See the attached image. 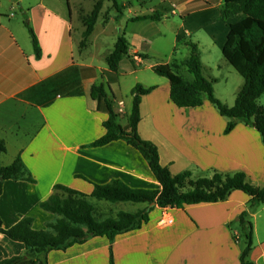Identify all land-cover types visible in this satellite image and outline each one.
I'll use <instances>...</instances> for the list:
<instances>
[{
  "label": "crops",
  "instance_id": "1",
  "mask_svg": "<svg viewBox=\"0 0 264 264\" xmlns=\"http://www.w3.org/2000/svg\"><path fill=\"white\" fill-rule=\"evenodd\" d=\"M166 1L170 3L171 15L180 16L185 26L192 23L196 30L209 31L221 54L229 24L244 17L237 14L222 21L223 0L216 3L178 0L182 7L178 13V3ZM3 3L0 1V140L5 143L6 152L0 155V163L7 166L20 156L34 182H3L2 228L12 227L20 216H29L33 218L34 229H45V224L54 216L42 211L39 203L48 198L56 184L90 194L93 184H105L113 179L131 188H149L153 182L157 183L142 156L125 142L87 147L104 135L102 124L108 117L104 104L90 97L92 86L107 83V64H98L87 52V47L94 44L96 25L86 46H79L85 30L82 19L93 8L85 14L81 4L71 6V0H4ZM122 5L126 2L119 3V7ZM15 7L22 9L35 33L39 58L35 56L23 19L16 16ZM110 13L99 34H107L110 23L121 26L117 34L124 33L128 41L127 56L135 65L127 71L119 64L118 72L121 76L135 75L132 88L136 84L154 88L141 99L137 131L142 139L157 146L160 164L173 175L188 171L193 180L211 178L214 173L241 172L249 184L264 187V142L260 134L242 122L224 133L229 119L222 117L206 97L201 107H176L169 98L167 79L156 74L138 76L148 56V43L160 34H144L137 28L154 21L128 22L132 16L126 19L121 16L117 23L116 16ZM74 20L79 25L75 28L80 40L73 37ZM222 27L224 34L217 41L216 30ZM184 35H191L186 27L172 45L173 59L168 64L175 57L182 62L188 57L189 51L186 57L176 53ZM116 39L104 60L113 50ZM153 66L150 64L148 68L152 71ZM217 69L221 67L218 65ZM209 79L218 83L215 77ZM192 80L193 77L186 79ZM240 87H235L236 95ZM116 101L113 96L112 106L119 123L124 117L128 121L132 95L126 106L115 105ZM160 102L168 112L161 109ZM174 168L178 170L176 173ZM242 213L252 225L249 260L264 264V238H259L256 232V220L264 214V204L250 205V198L239 190L231 191L225 200L215 203L183 208L154 206L148 221L139 229L117 235L112 243L106 237H92L66 250L50 251L47 264H109L111 255L114 264H240L245 246L239 222ZM164 217L172 221L164 223ZM24 253L23 244L0 233V261Z\"/></svg>",
  "mask_w": 264,
  "mask_h": 264
},
{
  "label": "trees",
  "instance_id": "2",
  "mask_svg": "<svg viewBox=\"0 0 264 264\" xmlns=\"http://www.w3.org/2000/svg\"><path fill=\"white\" fill-rule=\"evenodd\" d=\"M104 0H98L90 15L83 17L85 28L80 41V48H84L92 34ZM112 1L118 18L122 12L116 0ZM164 12V13H163ZM160 11L157 6L152 13L138 15L128 19V22L154 21L158 22L168 13L167 9ZM243 14L244 17L233 24H229L226 40L222 48L225 61L241 76L243 84L239 88L234 104L224 105L214 96V81L206 78L203 73L199 50L196 43L187 42L188 57L182 66L193 76V80H184L177 72L180 64L175 60L152 67V71L169 82L170 101L178 108H198L203 105V98L218 110L222 117L229 119L224 133H229L238 122L254 128L264 142V105L258 103L264 94V0H223L220 7V19ZM23 24L31 38L35 56L40 57L37 38L27 18ZM128 41L124 33L117 36L113 50L105 57L107 64L106 84L91 87L90 97L102 102L107 112V119L103 122L105 133L90 143L87 147H103L114 141H123L136 150L147 163L160 189L131 188L119 179H113L105 184H93L90 194H85L67 186L56 184L47 199L39 203L42 211L50 213L54 218L45 224V229L36 230L32 227L33 218L20 216L19 220L10 228H2L0 233L11 241L24 245L25 253L0 261V264H47V254L53 250L83 244L92 237H106L112 243L119 234L139 229L148 221V214L157 206L159 208H183L188 205L201 203H215L223 201L233 190H239L250 198V205L264 204V187H256L245 180V175L237 172L233 175L214 173L211 178L193 180L188 171L171 174L169 169L160 164L157 146L142 139L137 131L140 121V103L144 95L154 88H143L136 84L132 90V107L127 124L122 126L118 121L112 97L108 93L109 83L117 80L118 66L122 60L128 59ZM142 57V56H140ZM133 62V60H132ZM114 81V82H115ZM6 152V146L0 140V155ZM34 180L27 171L20 156L11 164L2 166L0 163V194L4 181ZM92 200L106 204H146L144 209L136 212H109L106 216L99 213ZM242 213L239 217L242 226L245 246L240 254V264H253L249 260L252 249V225L246 222ZM109 264H114L112 255Z\"/></svg>",
  "mask_w": 264,
  "mask_h": 264
},
{
  "label": "rangeland",
  "instance_id": "3",
  "mask_svg": "<svg viewBox=\"0 0 264 264\" xmlns=\"http://www.w3.org/2000/svg\"><path fill=\"white\" fill-rule=\"evenodd\" d=\"M1 4L4 5L3 1L0 0ZM25 1V0H24ZM97 0H71V3L73 6L77 3L81 4L82 9L84 10V13L87 14L91 12L93 8L94 2ZM159 0H117L119 3H125V6H120L121 14L118 15V18H115V20L118 23V20L122 16L123 19L133 17L135 15L140 14H148L146 12L152 13L157 6H160V11L163 12L164 9H167L169 12L166 15L165 18H162L161 21L158 22H149L146 26H141L137 28L144 34H160V36H157L152 41H150L148 44V52L147 57L141 64V72L138 73V76L144 75L145 77L148 76H155L154 73L148 68V65H158V64H165L168 63L170 60L173 59L172 52H173V43L174 41L178 40L182 34H184L185 27L188 29L190 36H183L180 39V42L177 44L178 46V55H181L183 57H186L188 55L189 48L186 46L187 42H193L197 44L201 62L203 64V75L207 78H213L217 79L218 83H213V91L214 96L219 99L224 105L230 107L234 103V98L236 96V86L240 87L242 85L243 79L241 76L225 61L223 58L221 52L219 51V48L216 44L213 43L211 36L209 35V31H204L203 29L196 30V26L194 24H187L185 26L180 19V16H173L171 15V7L170 3L166 0H160V3L158 4ZM175 3H178V0H174ZM177 1V2H176ZM211 3H216V0H207ZM19 2V1H18ZM128 2V3H127ZM103 8L98 16L97 24H96V34H94L93 37V46L87 47V52L90 53L96 62L98 64L106 66V62L104 60V55L112 49L113 40L119 35V29L117 24L110 23V25L106 28L107 34H99L102 28L103 21L106 23L109 20L108 13L111 11L110 14H113L117 16V13L115 9L113 8L112 1L110 0H104ZM67 4V3H66ZM158 4V5H157ZM70 2L68 3V7L66 5V9L68 11ZM17 8L16 16L23 19L24 21V14H22V9ZM182 9L181 5L178 3L177 13ZM164 13V12H163ZM74 25V32L73 37L76 40H80V34H78V31L75 27H78V23L76 20L73 22ZM223 29V30H222ZM217 28L216 30V37L217 41L222 39V34H224V28ZM26 33V31H25ZM27 34V33H26ZM82 39V38H81ZM81 41V40H80ZM175 62L177 64H180V68L177 70L179 75L183 77V79H190L193 76L188 73L182 66V61L178 59V57H175ZM123 68L128 69H134L135 65L134 62H132L131 58L122 60L121 63ZM220 66L221 69H217V66ZM122 71H125L122 70ZM117 80H113V82L109 83L108 93L112 97L115 96L116 102L115 105H122L131 101V88L134 83L135 75H125L121 76L122 74L120 72ZM107 78V76H106ZM208 78V79H209ZM119 80V81H118ZM118 81V84L112 85ZM112 94V95H111ZM113 98V97H112ZM120 102V103H119ZM161 103V102H160ZM258 103L261 105H264V94L259 98ZM161 109L165 112L167 111V108L165 104L161 103ZM127 122L126 117L120 118V123L125 126ZM130 148V147H129ZM177 168L173 169V173H176ZM150 189H160L158 183L153 182L152 185L149 187ZM28 201V199H26ZM28 203V202H27ZM92 204L96 205V207L99 210V213L106 216L109 212L116 213L117 211H128V212H136L137 210L144 209L147 205L145 204H131V203H119V204H106L102 202H97L95 200H92ZM240 230V229H239ZM241 232V231H240ZM256 232L259 238H264V214L261 215L256 220Z\"/></svg>",
  "mask_w": 264,
  "mask_h": 264
},
{
  "label": "built area",
  "instance_id": "4",
  "mask_svg": "<svg viewBox=\"0 0 264 264\" xmlns=\"http://www.w3.org/2000/svg\"><path fill=\"white\" fill-rule=\"evenodd\" d=\"M172 220L169 217H164V223H170Z\"/></svg>",
  "mask_w": 264,
  "mask_h": 264
}]
</instances>
